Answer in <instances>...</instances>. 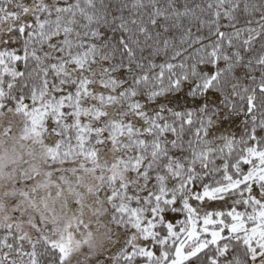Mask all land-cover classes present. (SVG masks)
Masks as SVG:
<instances>
[{"label":"snow or ice","instance_id":"6c2138e0","mask_svg":"<svg viewBox=\"0 0 264 264\" xmlns=\"http://www.w3.org/2000/svg\"><path fill=\"white\" fill-rule=\"evenodd\" d=\"M0 264H264V0H0Z\"/></svg>","mask_w":264,"mask_h":264}]
</instances>
